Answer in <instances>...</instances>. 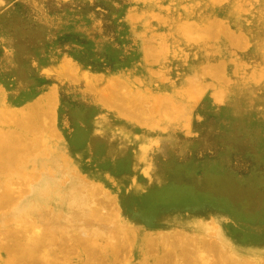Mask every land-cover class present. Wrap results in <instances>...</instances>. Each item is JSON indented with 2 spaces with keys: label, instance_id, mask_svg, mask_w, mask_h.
<instances>
[{
  "label": "rangeland",
  "instance_id": "1",
  "mask_svg": "<svg viewBox=\"0 0 264 264\" xmlns=\"http://www.w3.org/2000/svg\"><path fill=\"white\" fill-rule=\"evenodd\" d=\"M215 1L0 0V264H264V0Z\"/></svg>",
  "mask_w": 264,
  "mask_h": 264
},
{
  "label": "bare ground",
  "instance_id": "2",
  "mask_svg": "<svg viewBox=\"0 0 264 264\" xmlns=\"http://www.w3.org/2000/svg\"><path fill=\"white\" fill-rule=\"evenodd\" d=\"M209 1H210V0H209ZM216 1H219V0H216ZM216 1L214 2L215 4H216ZM225 1H226V0H224V2H225ZM234 1H235V0H234ZM246 1H247V0H246ZM261 1H262V0H261ZM221 2H222V1H221ZM252 2L255 3L254 0H253ZM203 3H204V2H203ZM203 3H202V4H203ZM232 3H233V2H232ZM242 3H243V2H242ZM259 3H260V2H259ZM262 3H263V1H262ZM210 4H211V3H210ZM218 5H220V3H219ZM242 5H243V4H242ZM249 5H250V4H249ZM252 5H253V4H252ZM255 5H256V3H255ZM212 6H213V4H212ZM240 6H241V5H240ZM263 6H264V5H263ZM246 8H247V7H246ZM246 8H245V9H246ZM252 8H253V7H252ZM206 9H207V8H206ZM245 9H242V12H243ZM247 9H248V8H247ZM185 10H186V9H185ZM194 12H195V11H194ZM198 12H199V11H198ZM246 12H247V11H246ZM246 12H245V13H246ZM259 12H260V11H259ZM257 13H258V11H257ZM232 14H233V13H232ZM244 15H245V14H244ZM252 15H253V14H252ZM260 15H261V14H260ZM247 16H249V15H247ZM250 16H251V15H250ZM188 18H189V17H188ZM234 18H235V17H234ZM252 18H253V17H252ZM211 19H212V18H211ZM185 20H186V19H185ZM205 20H206V19H205ZM215 20L218 21V19H215ZM220 20H221V19H220ZM241 20H242V19H241ZM257 20H258V19H257ZM260 20H261V19H260ZM247 21H248V20H247ZM263 21H264V20H263ZM201 22H202V21H201ZM248 22H250V21H248ZM203 23H204V22H203ZM260 23H261V22H260ZM263 23H264V22H263ZM187 24L189 25V23H187ZM192 24H194V23H192ZM192 24H191V25H192ZM215 24H216V23H215ZM215 24H212V25H214V27H215V26H216ZM191 25H189V26L192 28L193 26H191ZM195 25H196V24H195ZM203 25H204V24H203ZM205 25H206V24H205ZM207 25H208V23H207ZM212 25L210 24L211 27H209V28H211V32L215 30V28L212 27ZM252 25H253V24H252ZM173 26H175V25H173ZM217 26H218V25H217ZM167 27H168V26H167ZM200 27H201V25H200ZM203 27H204V26H203ZM206 27H207V26H206ZM218 27H219V26H218ZM220 27H221V26H220ZM196 28H197V27H196ZM209 28H208V29H209ZM213 28H214V30H212ZM223 28H224V27H223ZM184 29H185V27H184ZM200 29H201V28H200ZM226 29H227V28H226ZM258 29H259V28H258ZM167 30H168V29H167ZM185 30H186V29H185ZM196 30H197V29H196ZM196 30H195V31H196ZM198 30H199V29H198ZM205 30H206V28H205ZM227 30H228V29H227ZM246 30H247V29H246ZM249 30H250V29H249ZM201 31L203 32V30H201ZM209 31H210V29H209ZM216 31H217V30H216ZM257 31H258V30H257ZM188 32H190V29L187 31V33H188ZM191 32H192V31H191ZM202 32H201V33H202ZM211 32H210V33H211ZM217 32H218V31H217ZM205 33H206V32H204V35H205ZM220 33H221V32H220ZM196 34H198V32H197ZM212 34H213V32H212ZM246 34H247V33H246ZM250 34H251V33H250ZM191 35H192V34H191ZM191 35L187 36V37H189L188 39H190ZM204 35H203V36H204ZM203 36H202V37H203ZM206 36H208L207 33H206ZM210 36H211V35H210ZM210 36H208V37H210ZM247 36H248V35H247ZM182 37H183V36H182ZM204 37H205V36H204ZM211 37H212V36H211ZM214 37H215V36H214ZM191 38H192V37H191ZM206 38H207V37H206ZM216 38H218V37H215L214 40H215ZM249 38H250V37H249ZM195 39H197V38H195ZM210 39H211V38H209V40H210ZM212 39H213V38H212ZM212 39H211V40H212ZM232 39H233V38H232ZM244 39H246V38H244ZM244 39L242 38V40H244ZM251 39H252V38H251ZM161 40H162V39H161ZM185 40H186V39H185ZM198 40H199V38H198ZM205 40H207V39H205ZM214 40H213V41H214ZM234 40H236V39L234 38ZM256 40H257V39H256ZM188 41H189V40H188ZM193 41L196 42V40H193ZM200 41H202V40H200ZM239 41H240V40H239ZM190 42H191V39H190ZM197 42H198V41H197ZM255 42H256V41H255ZM237 43H238V42H237ZM240 43H242V44L244 45V42H243V41H240L238 44H240ZM247 43H248V40H247ZM262 43H263V40H262ZM187 44H188V43H187ZM242 44H241V46H242ZM250 44H251V43H250ZM252 44H253V43H252ZM234 45H235V44H234ZM247 45H248V44H247ZM209 46H210V45H209ZM239 46H240V45H236V46H235L236 49H237V47L239 48ZM249 46H250V45H249ZM259 46H260V44H259ZM192 47H193V46H192ZM235 47H234V48H235ZM247 48H248V47H247ZM247 48H246V49H247ZM236 49H235V50H236ZM241 49H242V48L240 47V49H237V50H241ZM161 50H162V49H161ZM235 50H234V51H235ZM244 50H245V49H244ZM165 51H166V50H165ZM241 51H243V49H242ZM240 53H241V52H240ZM257 53H258V52H257ZM260 53H261V52H260ZM262 53H263V52H262ZM244 54H245V53H244ZM199 55H200V54H199ZM245 55H246V54H245ZM254 55H255V54H254ZM237 57H239V56H237ZM260 57H261V56H260ZM162 58H163V57H162ZM246 58H247V56H246ZM242 60H243V59H242ZM261 60H262V59H261ZM243 61H244V60H243ZM241 62H242V61H241ZM246 62H247V61H246ZM260 62H261V61H260ZM221 63H222V62H221ZM243 64H244V63H243ZM224 65H225V64H224ZM238 65H239V63H238ZM222 66H223V65H222ZM260 66H261V64H260ZM211 67H212V66H211ZM214 67H215V66H214ZM215 68H216V67H215ZM243 68H244V67H243ZM209 69H210V68H209ZM216 69H217V68H216ZM218 69H219V68H218ZM256 69H257V68H256ZM204 70H205V69H204ZM206 70H208V69H206ZM213 70H214V69H213ZM261 71H262V70H261ZM216 72H217V71H216ZM224 72H225V71H224ZM215 74H216V73H215ZM210 75H211V74H210ZM216 75H217V74H216ZM241 75H242V74H241ZM236 76H237V73H236ZM213 77H214V76H213ZM216 78H218V76H217ZM224 78H225V77H224ZM224 78H223V77H220L221 80L224 79ZM239 79H241V78H239ZM252 79H253V78H252ZM255 79H256V78H255ZM224 80H225V79H224ZM236 80H237V79H236ZM236 80H235V82H236ZM222 81H223V80H222ZM231 81H232V80H231ZM251 81H252V80H251ZM224 82H225V81H224ZM224 82H223V83H224ZM228 82H229V80H228ZM118 83H119V82H118ZM208 83H209V82H208ZM226 83H227V82H226ZM250 83H251V82H250ZM224 84H225V83H224ZM253 84H254V83H253ZM199 86H200V85H199ZM203 86H206V84H204ZM203 86H201V87L203 88ZM213 86L215 87V85H213ZM112 87H113V86H112ZM182 88H183V87H182ZM192 88H193V87H192ZM202 88H201V90H202ZM206 88H207V87H206ZM206 88H203L204 91L202 90V94L205 92V89H206ZM192 90H193V89H192ZM195 90H196V89H195ZM198 90H199V87H198ZM201 90H200V91H201ZM236 90H237V89H236ZM186 91H187V90H186ZM200 91H198L197 94H199ZM221 91H222V90H221ZM186 93H187V92H186ZM200 93H201V92H200ZM215 93H216V92H215ZM187 94L191 95L190 92L187 93ZM197 94H196V95H197ZM125 95H126V94H125ZM211 95H212V94H211ZM211 95H210V96H211ZM212 96H213V95H212ZM158 97H159V96H158ZM164 97H165V96H164ZM161 98H162V97H161ZM157 100H158V99H157ZM135 102H136V101H135ZM159 102H160V101H159ZM1 103H2V102H1ZM1 103H0V104H1ZM139 104H140V103H139ZM31 105H32V104H31ZM41 105H42V104H41ZM1 106H2V105H1ZM35 106H36V105H35ZM42 107H43V105H42ZM119 107H120V106H119ZM121 107H122V106H121ZM121 107H120V108H121ZM129 107H130V106H129ZM131 107H132V106H131ZM122 108H123V107H122ZM117 109H119V108H117ZM127 109H128V108H127ZM13 110H14V109H13ZM13 110H12V111H13ZM21 110H22V109H21ZM32 110H33V109H32ZM35 110H36V109H35ZM12 111H11V112H12ZM22 111H24V110H22ZM127 111H128V110H126V113H127ZM131 112H132V110H131ZM159 112H160V111H159ZM21 113H22V112H21ZM32 113H34V112L32 111ZM1 114H2V113H1ZM9 114H10V113H9ZM11 115H12V114H11ZM0 117H1V116H0ZM20 117H21V116H20ZM41 118H42V117H41ZM47 118H48V117H47ZM141 118H142V117H141ZM43 119H44V118H43ZM2 121H3V120H2ZM7 121H8V120H7ZM40 121H41V120H40ZM1 126H2V125H1ZM22 126H23V125H22ZM27 126H28V125H27ZM23 129H24V128H23ZM23 129H22V130H23ZM8 130H9V129H8ZM24 130H25V129H24ZM36 130H38V129H36ZM40 130H41V129H40ZM8 132H9V131H8ZM11 132H12V131H11ZM51 133H52V132H51ZM8 134H9V133H8ZM20 135H21V134H20ZM49 135H50V134H49ZM2 136H3V135H2ZM7 136H8V135L4 136V137H6V139H5L6 144H7V142L9 141V139H7ZM9 136H10V134H9ZM9 136H8V137H9ZM51 136H52V135H51ZM21 137H22V136H21ZM47 137H48V136H47ZM2 138H3V137H2ZM29 138H30V137H29ZM111 138H112V137H111ZM27 139H28V138H27ZM41 139H42V138H41ZM28 141H30V140H28ZM9 142H10V141H9ZM30 142H31V141H30ZM32 142H33V141H32ZM45 142H46V141H45ZM13 143H14V142H13ZM34 143H35V140H34ZM36 143H37V142H36ZM6 144H5V147H7ZM8 144H9V143H8ZM10 144H11V143H10ZM32 144H33V143H32ZM38 144H39V142H38ZM2 145H4V144H2ZM13 145H14V144H13ZM27 146H28V145H27ZM60 146H61V145H60ZM13 147H14V146H13ZM55 147H57V146H55ZM25 148H26V147H25ZM42 148H43V147H42ZM48 148H49V147H48ZM57 148H58V147H57ZM60 148H61V147H60ZM0 149H1V146H0ZM2 149H3L4 151H6V156L8 155V154H7V151H8V152H11V151L8 150L7 148H2ZM13 149H15V147L12 148V150H13ZM26 150H28V149H26ZM47 150L50 151V157H51L52 159H51V161H50V160H49V161H50L51 163L48 161L47 164H43V165H44V167L47 166V168H50V167L53 168L52 165L54 166L55 163L57 162L56 157H57L59 154H61V153H60L59 151L52 150V148L47 149ZM45 151H46V150H45ZM32 152H33V151H32ZM28 153H29V150H28V151H25V154H28ZM13 154H14V153H13ZM38 155H40V154H38ZM41 155H42V154H41ZM41 158H42V157H41ZM4 159H6V158H4ZM45 159H46V158H45ZM1 160H2V159H1ZM34 160H35V159H34ZM63 160H64V159H63ZM42 161H43V160H42ZM18 162H19V161H18ZM35 163H36V162H35ZM51 177H52V176H49V178H51ZM53 179H54V177H52L51 179H48V177H47V179L44 180L45 183L43 182V184L45 185L44 187L46 188V185L54 186L53 184L55 183L54 181H55L56 179H55V180H53ZM133 179H134V178H133ZM42 187H43V186H42ZM50 189H52V188L50 187ZM37 191H38V190H37ZM38 192H39V191H38ZM38 192H37V193H38ZM33 193H36V191L31 192V194H33ZM39 193H40V192H39ZM42 193H43V192H42ZM46 193H48V192H46ZM43 194H44V193H43ZM47 195H48V194H47ZM92 195H93V194H92ZM90 196H91V195H90ZM10 197H11V196H10ZM49 197H50V196H49ZM75 198H76V197H75ZM78 198H79V197H78ZM30 199H32V197H30ZM89 199H90V198H89ZM78 200H79V199H78ZM78 200L75 199V201H77V202H78ZM92 200H93V199H91V201H92ZM94 200H95V199H94ZM9 201H10V198H8V197H4V198L2 199V202L0 201V202H1L0 204H3V205H4V204L8 203ZM94 202H95V201H94ZM95 204H96V203H95ZM90 206H91V205H90ZM90 206H89V207H90ZM93 206H94V205H93ZM93 206H92V207H93ZM84 207H85V206H84ZM92 207H90V208H92ZM92 212H93V211H92ZM20 213H21V212H20ZM1 214H2V213H1ZM16 221H17V220H16ZM5 227H6V226H5ZM37 227H38V226H37ZM119 229H120V228H119ZM121 229H124V228H121ZM121 229H120V230H121ZM49 232H50V231H49ZM27 234H28V233H27ZM93 236H94V235H93ZM81 237H82V236H81ZM39 243H40V242H39ZM39 243H38V244H39ZM31 247H32V246H31ZM59 248H60V247H59ZM33 251H34V250H33ZM39 252H40V251H39ZM13 254H14V253H13ZM24 256H25V255H24ZM28 260H29V259H28ZM68 264H69V263H68Z\"/></svg>",
  "mask_w": 264,
  "mask_h": 264
}]
</instances>
